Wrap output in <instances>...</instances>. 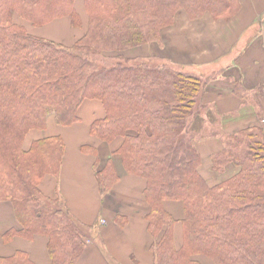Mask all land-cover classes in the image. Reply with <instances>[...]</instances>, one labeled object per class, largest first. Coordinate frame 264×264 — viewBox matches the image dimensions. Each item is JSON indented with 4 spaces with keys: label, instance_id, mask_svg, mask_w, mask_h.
Returning <instances> with one entry per match:
<instances>
[{
    "label": "trees",
    "instance_id": "trees-1",
    "mask_svg": "<svg viewBox=\"0 0 264 264\" xmlns=\"http://www.w3.org/2000/svg\"><path fill=\"white\" fill-rule=\"evenodd\" d=\"M75 0H0V202L8 201L22 226L21 236L47 238L51 264H77L84 249L82 227L38 185L57 176L64 146L60 138L23 142L42 131L53 114L59 126L77 122L84 100H99L105 119L91 135L104 142L121 137L124 170L146 181L150 206L148 233L154 264H198L202 255L214 264H264V135L248 128L231 136L211 158L212 171L227 164L240 170L209 187L198 173L200 155L192 137V119L206 82L167 65H150L116 56V65L99 68L88 57L119 53L160 42V31L182 9L191 20L208 12L220 18L234 11L231 0H83L85 34L70 48L31 36L14 15L41 27L78 16ZM237 87V84L235 85ZM102 193L116 181L110 165L98 178ZM163 201H180L182 245H173V218ZM0 264H32L16 253Z\"/></svg>",
    "mask_w": 264,
    "mask_h": 264
},
{
    "label": "crops",
    "instance_id": "crops-1",
    "mask_svg": "<svg viewBox=\"0 0 264 264\" xmlns=\"http://www.w3.org/2000/svg\"><path fill=\"white\" fill-rule=\"evenodd\" d=\"M231 1L234 11L220 18L206 12L191 20L180 9L172 24L160 31V42L123 53L134 62L171 66L206 82L191 131L200 155L198 173L209 187L239 173L231 163L218 173L211 169V158L226 149L231 136L248 128L260 129L264 135V0ZM78 9L84 10L83 0H75L76 14ZM68 20L56 19L43 29L29 28L28 33L70 48L85 34L87 26L84 19L82 29L77 31L78 26ZM18 24L22 25L20 21ZM105 116L102 103L95 99L81 103L77 122L70 126L57 125L53 114H48L45 129L31 130L23 149L28 150L32 142L41 139L57 137L62 141L60 171L57 176L45 175L38 189L82 227L84 249L77 264H154L150 247L155 240L148 233L146 220L150 212L144 197L146 181L124 170L118 153L121 137L104 142L90 133L92 125ZM108 165L116 181L102 193L97 178ZM162 206L175 221L173 245L179 250L182 203L163 201ZM21 231L12 204L0 202V258L21 253L32 264H51L47 238L35 235L27 239ZM192 260L214 264L202 255Z\"/></svg>",
    "mask_w": 264,
    "mask_h": 264
},
{
    "label": "rangeland",
    "instance_id": "rangeland-1",
    "mask_svg": "<svg viewBox=\"0 0 264 264\" xmlns=\"http://www.w3.org/2000/svg\"><path fill=\"white\" fill-rule=\"evenodd\" d=\"M77 16H78L77 31L78 30L80 31V29H82V23H83L84 19L86 21L85 27L87 26V18L85 15V11L83 9H81V10L78 9ZM68 19L73 23L71 18H69V17L63 18V20H68ZM18 21H20L22 23V25H20V26H22L27 32L29 31L28 30L29 28L32 29V31H35L36 29H38V30L43 29V26H41V27L32 26L28 22L20 19L17 15H14L13 22L16 23L17 25H19ZM80 26H81V28H80ZM44 27H46V26H44ZM29 32H31V31H29ZM124 52L125 51L119 52V53H103L100 56L88 57V59L90 61L94 62V64L99 68H108V67H111L112 65H116L117 64V61L115 60L116 56H123Z\"/></svg>",
    "mask_w": 264,
    "mask_h": 264
}]
</instances>
